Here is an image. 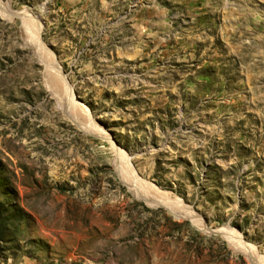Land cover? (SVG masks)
Masks as SVG:
<instances>
[{"label":"rangeland","instance_id":"1","mask_svg":"<svg viewBox=\"0 0 264 264\" xmlns=\"http://www.w3.org/2000/svg\"><path fill=\"white\" fill-rule=\"evenodd\" d=\"M248 252L264 264V0H0V264Z\"/></svg>","mask_w":264,"mask_h":264},{"label":"bare ground","instance_id":"2","mask_svg":"<svg viewBox=\"0 0 264 264\" xmlns=\"http://www.w3.org/2000/svg\"><path fill=\"white\" fill-rule=\"evenodd\" d=\"M5 12H6V14L7 15H10V16H15L16 14H15V12L13 13L12 11H10V10H8V8L7 9H5ZM40 23V22H39ZM38 23V24H39ZM25 25H26V27H28V19L25 21ZM37 31L38 32H40L41 31V25L39 24V25H37ZM73 115V118H74V120H77V118H79L80 116H78V114L76 113V109H75V107L73 108V110H72V112H71ZM71 116V117H72ZM122 151V150H121ZM120 151V152H121ZM124 152V151H123ZM122 152V153H123ZM133 185V189L136 187V184L135 183H133L132 184ZM135 189H137V192L139 193V188L138 187H136ZM139 190V191H138ZM144 193V192H143ZM143 193H139V195L140 196H143V197H146V196H148L149 198H151V200L153 201V200H157V198H155V197H150V195H144ZM164 195V194H163ZM164 197V196H163ZM176 205L173 207L174 209H177L178 207H177V202H174ZM188 213H186V210H185V208H180V210H179V214H180V216H188L189 217V214H192L193 215V213H191V211H187ZM193 220H195V221H197V223L198 224H200V225H202V226H205V224H204V222L203 221H201L200 219H196V217L194 216V219ZM231 242L233 243V242H235L233 239L231 240ZM237 243L235 242L234 243V245H236ZM237 247H238V244L236 245ZM247 255H249V257L256 263V264H261L260 263V261H258V259L256 258V256H252V254H250V252H248V254ZM263 264V263H262Z\"/></svg>","mask_w":264,"mask_h":264}]
</instances>
